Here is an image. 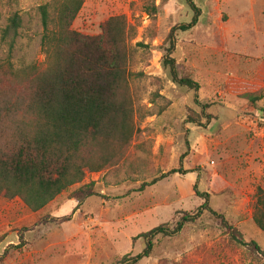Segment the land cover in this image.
Segmentation results:
<instances>
[{"label":"rangeland","instance_id":"1","mask_svg":"<svg viewBox=\"0 0 264 264\" xmlns=\"http://www.w3.org/2000/svg\"><path fill=\"white\" fill-rule=\"evenodd\" d=\"M53 0H0V65L46 68L39 7ZM198 26L178 33L175 58L181 76L202 87L215 120L200 119L194 93L175 85L163 66L172 28L192 20L186 0H84L74 23L97 36L113 17L128 24L129 88L135 107V135L122 160L88 173L46 208L30 211L16 198L0 197V264H117L145 248L141 235L194 214L211 195L210 206L239 231V241L264 233L254 222L258 189H264V0H195ZM14 13L22 28L11 51L3 31ZM247 22V23H246ZM249 94L261 97L251 102ZM184 170L151 187L144 184L179 167ZM94 185L81 205L72 194ZM234 240L205 212L174 237L159 236L150 258L139 264H264V256Z\"/></svg>","mask_w":264,"mask_h":264},{"label":"trees","instance_id":"2","mask_svg":"<svg viewBox=\"0 0 264 264\" xmlns=\"http://www.w3.org/2000/svg\"><path fill=\"white\" fill-rule=\"evenodd\" d=\"M192 20L171 29L163 66L171 81L194 93L201 109L200 119L188 123L207 127L215 117L213 103L201 99L202 87L191 77L181 76L175 53L178 33L199 24L202 10L195 0H186ZM84 0H53L39 7L44 28L46 68L29 65L16 69L0 65V197L19 198L32 212H39L70 188L80 185L88 173L117 165L127 153L135 135V107L129 88L128 24L125 17H113L102 25L97 36L74 29ZM22 16L14 13L3 31L2 41L12 51L22 28ZM255 103L261 97L249 94ZM144 184L151 187L173 175H188L183 164ZM194 192L205 200L194 214H183L174 228L164 224L141 235L145 248L117 264H139L150 258L159 236L174 237L196 223L205 212L221 222L228 234L238 240L240 231L210 206L211 195ZM94 185H84L72 194L81 205L95 196ZM254 222L264 233V189H258ZM239 241V240H238ZM264 256L256 241H239ZM1 261V259H0Z\"/></svg>","mask_w":264,"mask_h":264},{"label":"crops","instance_id":"3","mask_svg":"<svg viewBox=\"0 0 264 264\" xmlns=\"http://www.w3.org/2000/svg\"><path fill=\"white\" fill-rule=\"evenodd\" d=\"M247 23V22H246Z\"/></svg>","mask_w":264,"mask_h":264}]
</instances>
